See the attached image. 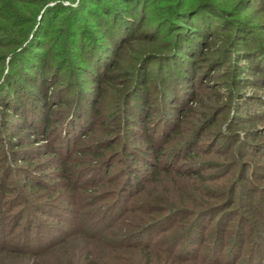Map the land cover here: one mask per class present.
<instances>
[{
	"label": "rangeland",
	"instance_id": "374dc122",
	"mask_svg": "<svg viewBox=\"0 0 264 264\" xmlns=\"http://www.w3.org/2000/svg\"><path fill=\"white\" fill-rule=\"evenodd\" d=\"M70 101L91 122L64 149ZM263 209L264 0H0V264L247 263ZM27 217L56 243L13 250Z\"/></svg>",
	"mask_w": 264,
	"mask_h": 264
},
{
	"label": "trees",
	"instance_id": "16d2710c",
	"mask_svg": "<svg viewBox=\"0 0 264 264\" xmlns=\"http://www.w3.org/2000/svg\"><path fill=\"white\" fill-rule=\"evenodd\" d=\"M93 3H95V2H93ZM200 5L201 4L197 5L195 8H198ZM121 9L122 8H120V9L116 8V13L119 10V12L121 14H123ZM122 16H124V17L122 19H120V22H119L120 24L119 25L115 26V24L112 23V25H108L107 26V31H108L107 32V37H108L109 40H111V41H106L108 46L105 45V42L103 40H100L101 43L95 45V47H94L95 50L94 51H96L97 54H98L96 59H99V60L94 59L97 62L99 61V63H96V65L101 64V63H103V62H105L107 60V58H108L107 55L112 51L110 49L111 48L110 45H113L114 47H117L120 42H125L124 41L125 37L129 36V33L131 31L128 28L130 26V22L127 19L128 15H122ZM117 18H118V16H116V18H114V20L116 21ZM117 22H118V20H117ZM104 46H106V48H104ZM127 46L128 45L126 43V45H124L122 49L118 50V55H117L118 58H122V55H123L122 53L125 52L126 49H128ZM154 46H156V45H154ZM91 52H93V51H90L89 53H91ZM29 60L30 59H28V58L25 60V63L28 64L27 65L28 66V70L27 71H29V73L31 75L36 76L37 73L36 72L34 73L35 70L34 71L32 70L33 68H35V66L33 64H29L30 63ZM112 64H114L113 66H117L118 63L117 62H113ZM258 64H261V63L258 62ZM182 86H184V85H182ZM40 110L41 111H39L38 108L37 109L33 108L32 111L36 115H34L31 112V114H33L31 116V118H33L34 121L36 122V124L42 129V128H45V126L47 125V123L45 124V119H46L45 116L46 115H44V114H46V111L44 112L42 106H41ZM65 110H66V116H67L65 118L66 121H62L60 124H57V129H59L60 131L63 132V135L62 134L61 135L58 134L59 141L62 144H64V146H62V145H60V146H61V148L64 147V149H67L68 146H70L73 143L72 141H74V139L77 137L79 132L82 131V127L83 126L86 127L88 124H90V122H91V117H90L91 114H90V112L89 113L85 112L81 107L79 108L78 105L76 106V102L72 103V101H70V104L66 107ZM80 115H82L81 118L79 117ZM171 120L172 119L170 118L169 120L167 119V121L165 119H164L163 122L159 121V122H161V126L160 127L164 128L163 129L164 130V132H163L164 136L167 135L168 129H166V127L171 122ZM157 125H158V121H157ZM46 127H47V130H49V126H46ZM147 136H149V135H147ZM189 156H194V154H190ZM112 206H111V209H110V207H105L103 209L102 213L100 214V216L98 217L99 220L100 219H102V220L106 219V220L104 221L105 225L102 226V228L99 231H97V234L103 233L104 232V228L106 229V227H109V226L113 225L115 222H117L123 216L124 212L122 211L123 210L122 205H120V206L118 205V207H116L115 209ZM256 218L257 219H256L255 223H256L257 230H256V233L255 232L254 233L256 234L257 239H259L258 243H259L260 247L262 245L264 247V244H262L263 241H262V235H261V231H264V209L261 210V212H259V211L257 212ZM33 226H36V235L37 236L35 238H36L37 243L35 244V247H36V251L38 253L46 251L48 248L53 246L54 243H56V240L53 239L55 237H52V234H51L52 232L51 233L48 232L49 229L43 227L40 223H34L33 224V220L30 219V217H27L25 219L24 230L21 232L20 236L12 244L13 245L12 246L13 250L26 251L28 249H31V248H28V247L26 249H24V247L27 246L26 242L28 241V237H29L28 236V231H29L28 229L32 228ZM58 229H59L58 232L63 233L62 228H58ZM0 231H1V229H0ZM0 234H1L0 235V247L3 248V245H5L7 240L2 237L3 235H2L1 232H0ZM147 238H149V236H147ZM216 244H217L216 241H214L213 242V247L214 248H216ZM235 247L237 248L236 245L234 246V248ZM215 255H216V257H215ZM262 255L264 256V249H263V251L261 253L257 254L254 257L253 256H249V260L247 261V263H245L246 261H244L241 264H259V263H262ZM214 258H217V254L213 252V256L211 258V261L213 263L215 262ZM260 259H261V262H260Z\"/></svg>",
	"mask_w": 264,
	"mask_h": 264
}]
</instances>
